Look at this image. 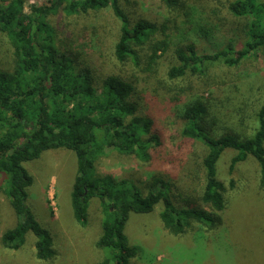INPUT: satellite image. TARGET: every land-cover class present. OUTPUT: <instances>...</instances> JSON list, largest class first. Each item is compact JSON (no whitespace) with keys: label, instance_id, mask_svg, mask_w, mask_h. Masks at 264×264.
<instances>
[{"label":"trees","instance_id":"trees-1","mask_svg":"<svg viewBox=\"0 0 264 264\" xmlns=\"http://www.w3.org/2000/svg\"><path fill=\"white\" fill-rule=\"evenodd\" d=\"M30 1L0 0V32L9 40L11 55L0 66V192L17 219L1 236L0 248L20 251L31 236L38 261L47 263L55 257L52 235L28 206L34 181L25 168L49 151H68L77 159L71 203L80 226L89 224L91 201H99L102 222L96 264H132L140 250L127 233L131 215H150L160 206L161 222L175 237L196 226L223 229L228 191L220 180L219 165L224 155L233 154L231 170L254 160L258 195L264 193V100L253 117L252 133L220 130L218 120L212 121L210 103L183 106L182 136L207 149L201 166L205 186L198 198L183 199L185 205H177L167 184L160 182L162 187L146 192L130 180L97 172L98 163L112 152L150 162L157 139L151 134L153 121L136 115L135 80L154 78L168 52L173 51L176 61L167 72L169 82L204 76L216 65L235 67L264 53V0H229V14L238 22L221 37L220 26L213 22L218 20L199 0H142L153 16L149 19H134L122 0H50L31 6L28 13ZM105 8H111L120 23L114 58L135 72L124 78H99L97 85L91 71L74 67L67 54L45 42L54 35L49 19L60 10L74 16ZM164 89L158 85L156 95Z\"/></svg>","mask_w":264,"mask_h":264},{"label":"rangeland","instance_id":"rangeland-1","mask_svg":"<svg viewBox=\"0 0 264 264\" xmlns=\"http://www.w3.org/2000/svg\"><path fill=\"white\" fill-rule=\"evenodd\" d=\"M49 1L32 0L26 10L30 13L31 6L47 5ZM122 1L127 2L126 9L134 19L153 17L142 0ZM199 1L218 20L213 22L220 26L219 37L228 35L232 25L238 22L227 9L231 0ZM49 24L54 35L45 44L67 54L74 67L91 71L97 85H100L99 78H124L135 72L130 65H120L114 58L120 23L111 8L74 16L60 10L49 19ZM9 47L8 38L0 32L1 67L5 60H11ZM175 63L173 51L168 52L154 78L139 76L135 80L138 94L132 101L139 105L136 115L153 121L151 134L157 139L150 162L112 152L98 163L97 172L130 180L146 192L162 187L160 182L167 184L177 205H185L183 199L198 198L205 186L201 166L207 149L182 136L181 109L196 102L210 103L212 121L218 120L220 130L252 133L253 117L264 100V53L251 56L235 67L216 65L204 76L190 75L169 82L166 75ZM158 85L165 92L156 95ZM174 100L180 102L173 103ZM232 155H224L219 165L220 180L228 191L224 228L196 226L175 237L161 222L163 206L150 215H131L127 233L131 244L140 250L132 264H264V193L258 195V166L248 159L233 171ZM25 168L34 181L28 191V206L40 225L52 235L55 257L47 263L38 261L35 239L30 236L20 251L0 248V264H96L102 213L99 201L92 200L89 224L82 227L75 221L71 203L77 175L75 155L68 151H49L40 159L28 162ZM0 207L1 238L16 225L17 219L2 192ZM220 233L224 237L222 241Z\"/></svg>","mask_w":264,"mask_h":264}]
</instances>
